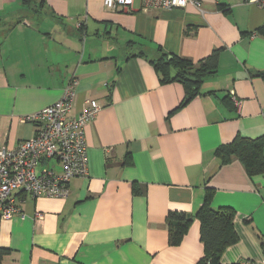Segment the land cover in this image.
Here are the masks:
<instances>
[{"label":"crops","instance_id":"1","mask_svg":"<svg viewBox=\"0 0 264 264\" xmlns=\"http://www.w3.org/2000/svg\"><path fill=\"white\" fill-rule=\"evenodd\" d=\"M199 2L122 12L102 0H0V145L33 138L21 118L57 102L72 78V116L100 105L84 129L87 175L65 199L14 194L20 213L0 223V264H199L207 189L213 209L234 212L237 240L219 264H264V174L214 155L237 136L264 135V9ZM166 57L212 73L161 82L154 64ZM169 212L191 217L177 246Z\"/></svg>","mask_w":264,"mask_h":264},{"label":"built area","instance_id":"2","mask_svg":"<svg viewBox=\"0 0 264 264\" xmlns=\"http://www.w3.org/2000/svg\"><path fill=\"white\" fill-rule=\"evenodd\" d=\"M141 8L161 10L184 9L190 5L200 8L199 0H102L110 11H129L135 2ZM247 4L264 9V0H245ZM78 81L69 80L60 99L32 115L21 118L22 123L34 125L33 138L15 148L0 145V223L19 214L14 194L23 193L36 198L65 199L72 179L83 178L88 171L85 127L96 117L100 105L86 101L82 111L72 116L77 98ZM234 106L240 103L231 92ZM59 168L56 171L54 168ZM37 219L40 217L36 215ZM264 252V245L262 247ZM242 264H259L242 261Z\"/></svg>","mask_w":264,"mask_h":264},{"label":"trees","instance_id":"3","mask_svg":"<svg viewBox=\"0 0 264 264\" xmlns=\"http://www.w3.org/2000/svg\"><path fill=\"white\" fill-rule=\"evenodd\" d=\"M22 2L28 4L30 0H22ZM215 56L216 52L210 57L211 61L215 60ZM177 67H179L180 71L172 78L169 70ZM154 68L161 75V82L169 80L184 81L186 79L184 75H192L195 80L186 79L185 82L198 84L204 76L212 73L211 70L202 68L190 73L191 64L175 57L161 58V60L156 61ZM263 149L264 135L256 139H245L237 136L230 144L217 148L214 155L222 164L228 163L231 158H236L241 162L247 174L254 176L264 174ZM211 198L212 190L207 189L203 203L196 214L200 223V240L204 247V255L199 264H219V258L223 250L237 240L232 224L233 210L227 207L213 209L211 207ZM165 221L168 229L169 244L177 246L188 230L191 217L180 212H169ZM6 253V249L0 248V258ZM237 264L242 263L239 262Z\"/></svg>","mask_w":264,"mask_h":264}]
</instances>
